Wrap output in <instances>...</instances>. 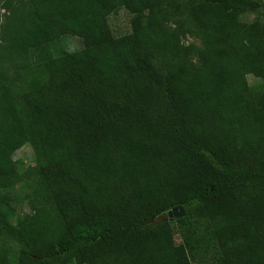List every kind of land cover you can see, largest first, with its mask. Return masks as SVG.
<instances>
[{
  "label": "trees",
  "instance_id": "obj_1",
  "mask_svg": "<svg viewBox=\"0 0 264 264\" xmlns=\"http://www.w3.org/2000/svg\"><path fill=\"white\" fill-rule=\"evenodd\" d=\"M0 9V264H264V92L249 97L246 81L264 87V0ZM120 10L131 31L115 36ZM63 36L83 49L52 55ZM25 141L33 213L12 225L9 149ZM178 206L181 244L154 223Z\"/></svg>",
  "mask_w": 264,
  "mask_h": 264
},
{
  "label": "rangeland",
  "instance_id": "obj_2",
  "mask_svg": "<svg viewBox=\"0 0 264 264\" xmlns=\"http://www.w3.org/2000/svg\"><path fill=\"white\" fill-rule=\"evenodd\" d=\"M3 11L0 9V15ZM131 18L132 16L125 10H120L118 13L109 16V25L112 33L115 36H120L127 34L131 31ZM254 16L252 14H245L241 17L242 21L250 22L253 21ZM3 22L2 17H0V23ZM182 44L189 45L192 44L196 47H201V41L196 37H186L182 40ZM47 49L52 53V55L57 56L63 51L76 52L83 49L82 40L74 36H63L60 37L50 44L47 45ZM38 54V50H33L31 55L35 59ZM246 81L248 85V95L249 97H254L258 94L264 92V87L262 80L252 74L246 76ZM9 154L15 163V173L16 182L15 184L3 191V204L4 212L8 217L12 225H16L19 220H22L26 216L32 215L33 211L28 203L29 189L27 186L30 180V173L28 172L30 168L34 167L36 155L33 146L25 141L20 147L12 150L9 149ZM170 213L173 215L170 217ZM181 216L175 215V212L171 210L163 212L157 218H155L154 223L159 221L167 220L170 222V226L173 231L174 241L176 244H181L183 240V233L177 225V218ZM206 225V224H205ZM201 224L200 232H206V226ZM12 249L16 250V245H11ZM106 260L104 264H106ZM189 264H210V260L206 257H197L196 260H191Z\"/></svg>",
  "mask_w": 264,
  "mask_h": 264
},
{
  "label": "water",
  "instance_id": "obj_3",
  "mask_svg": "<svg viewBox=\"0 0 264 264\" xmlns=\"http://www.w3.org/2000/svg\"><path fill=\"white\" fill-rule=\"evenodd\" d=\"M172 211H174L175 212V215H177V216H181L182 217L184 215V210H183V208L181 206H178V207L173 208ZM172 215L173 214L170 213V217Z\"/></svg>",
  "mask_w": 264,
  "mask_h": 264
}]
</instances>
